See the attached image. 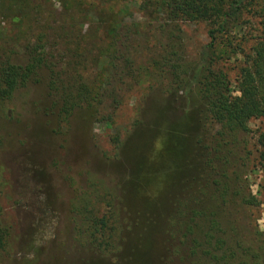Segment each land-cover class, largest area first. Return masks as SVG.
<instances>
[{"label":"rangeland","instance_id":"374dc122","mask_svg":"<svg viewBox=\"0 0 264 264\" xmlns=\"http://www.w3.org/2000/svg\"><path fill=\"white\" fill-rule=\"evenodd\" d=\"M55 8L60 10V5L55 3ZM131 8L129 18L143 22L134 2ZM241 24L239 31L247 38L264 36V19L244 12ZM182 28L185 60L193 74L200 73L209 26L190 23ZM89 37L87 58L97 61L86 74L93 80L106 67V58L91 46L106 41L92 33ZM137 44L133 61L145 65L154 49L143 36L137 37ZM239 60L217 65L227 73L234 95ZM61 68L71 75L65 64ZM133 79H122L124 102L111 123L97 120L86 109L62 122L44 83L20 89L4 105L0 189L4 219L13 224L15 240L0 264H184L186 249L177 236L181 228L196 226L200 233L209 226L204 218L213 213L226 223L198 143L211 130L198 84L168 99L158 92L148 95L142 125L132 129L135 109L146 92L128 86ZM262 133L264 123L251 120L236 140L238 153L224 167L236 170L242 192L254 198V217L264 233ZM3 180L11 189L3 190ZM76 203L85 208V217L92 214V221L82 227L76 223ZM102 218L111 232L110 251H102L99 242L87 245L84 236L78 240L77 228L98 231Z\"/></svg>","mask_w":264,"mask_h":264},{"label":"trees","instance_id":"16d2710c","mask_svg":"<svg viewBox=\"0 0 264 264\" xmlns=\"http://www.w3.org/2000/svg\"><path fill=\"white\" fill-rule=\"evenodd\" d=\"M133 2L143 22L129 18L133 15ZM55 3L0 0V118L4 105L17 91L44 83L62 122H67L75 111L86 109L97 120L111 123L124 102L120 93L122 79L130 77L134 79L128 86L146 89L130 124L136 129L142 125V104L148 95L158 92L168 99L179 89H189L193 82L197 83L208 125L211 130L217 127L215 132L204 134L198 143L205 151L207 174L227 220L223 224L213 213L204 218L209 226L200 233L196 226L181 228L177 236L186 249L182 261L264 264V233L256 224L254 198L242 192L236 170L224 167L238 153L236 140L248 130L249 122L264 123V36L250 39L239 31L244 12L264 19V0H56ZM190 23L209 26V42L203 50L202 70L197 74L191 72L184 56L182 25ZM90 33L97 35L100 42L106 41L104 45L101 42L91 46L106 58V67L93 80L86 74L89 65L97 61V57L87 58L91 54L87 44ZM139 36L154 51L147 64L136 66L133 56ZM236 59H240L235 82L238 95L233 94L227 73L218 67L219 61ZM62 63L71 75H65ZM144 83L146 87L142 86ZM104 111H108V116L102 114ZM259 138V144L264 146V133ZM1 142L0 125V146ZM260 156L264 168V152ZM4 189H11L5 180ZM1 196L0 189V263L11 254L15 240L13 224L4 219ZM74 213L81 227L92 215L89 212L90 216L85 217V208L78 203ZM99 221L98 231L88 233L77 228L78 240L84 236L87 245L99 242L102 251H110L111 232L104 228L103 218Z\"/></svg>","mask_w":264,"mask_h":264}]
</instances>
